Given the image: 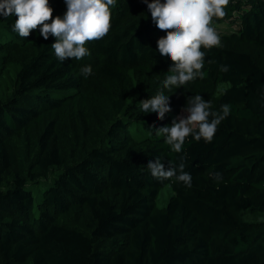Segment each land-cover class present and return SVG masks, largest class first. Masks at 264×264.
Returning <instances> with one entry per match:
<instances>
[{
  "label": "trees",
  "instance_id": "obj_1",
  "mask_svg": "<svg viewBox=\"0 0 264 264\" xmlns=\"http://www.w3.org/2000/svg\"><path fill=\"white\" fill-rule=\"evenodd\" d=\"M49 4L53 18L66 11ZM110 11L90 54L63 62L54 37L21 38L0 17V264H264V0H230L211 24L221 45L201 49L204 78L171 90L147 5ZM160 92L163 120L139 104ZM195 95L211 112L231 106L211 143L190 135L175 153L163 134L132 133L170 126ZM157 157L183 163L191 187L154 179Z\"/></svg>",
  "mask_w": 264,
  "mask_h": 264
},
{
  "label": "clouds",
  "instance_id": "obj_2",
  "mask_svg": "<svg viewBox=\"0 0 264 264\" xmlns=\"http://www.w3.org/2000/svg\"><path fill=\"white\" fill-rule=\"evenodd\" d=\"M147 5L151 20L155 26L166 33L157 40V51L162 57L172 61L169 75L163 87L171 90L181 88L197 77L203 79L202 71L206 51L219 47L221 40L211 26L213 18H223L230 0H142ZM66 11L62 16L53 18V8L49 0H0V17L15 16L12 30L26 39L32 31L48 40L55 56L61 62L69 59L81 60L89 55L86 43L105 37L111 28L110 6L115 7L116 0H64ZM227 72V66H221ZM87 78L92 72L91 66L81 69ZM143 113H156L163 120L166 113L172 111L169 96L160 92L151 98L139 102ZM210 102L202 95L187 98L182 109L186 115L173 118L171 125L155 129L156 134L165 136V143L171 151L180 153L185 140L190 135L195 141L201 139L211 143L220 123L230 114L231 106L224 104L220 111L211 112ZM211 117V119H210ZM155 128V125L152 126ZM185 165H169L167 169L157 157L149 161L147 169L158 181L172 180L183 182L191 187L192 177L184 171ZM219 179V173L216 174Z\"/></svg>",
  "mask_w": 264,
  "mask_h": 264
},
{
  "label": "rangeland",
  "instance_id": "obj_3",
  "mask_svg": "<svg viewBox=\"0 0 264 264\" xmlns=\"http://www.w3.org/2000/svg\"><path fill=\"white\" fill-rule=\"evenodd\" d=\"M227 85V83L225 84H222L221 87H225ZM186 113H183L181 115H185ZM142 128V133H140L137 129H132V133H135V134H139V135H152V136H158L156 134V131L155 129L153 128H148V129H145L143 126L141 127ZM31 187L34 189V194H35V204H34V207H36V202L38 200V195L40 194V190H38V186L37 185H31ZM171 192V187L170 185H166L160 192L159 194V197L157 199V204L158 206H163L165 205L166 203V200L168 198V194H170Z\"/></svg>",
  "mask_w": 264,
  "mask_h": 264
}]
</instances>
